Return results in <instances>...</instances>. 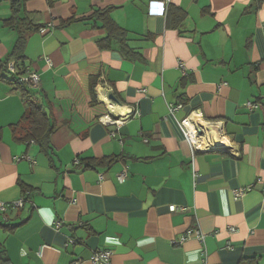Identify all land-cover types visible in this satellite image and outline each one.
Wrapping results in <instances>:
<instances>
[{"label":"crops","instance_id":"crops-1","mask_svg":"<svg viewBox=\"0 0 264 264\" xmlns=\"http://www.w3.org/2000/svg\"><path fill=\"white\" fill-rule=\"evenodd\" d=\"M24 7L41 25L23 50L25 71L39 84L24 96L0 79V205L24 198L7 208L6 221L0 213L7 259L0 264H93L95 250L110 251L107 264L263 262L264 1L26 0ZM104 9L136 57L114 39L112 48L98 47L107 32L93 13ZM10 16V0H0V60L17 38L4 22ZM30 102L48 116L47 151L23 139ZM103 116L126 119L104 124ZM184 119L217 127L224 148L193 150ZM236 188H244L239 197ZM193 229L201 240L180 241Z\"/></svg>","mask_w":264,"mask_h":264},{"label":"trees","instance_id":"trees-1","mask_svg":"<svg viewBox=\"0 0 264 264\" xmlns=\"http://www.w3.org/2000/svg\"><path fill=\"white\" fill-rule=\"evenodd\" d=\"M261 3L264 0H257ZM26 0H10L11 4V16L4 20V22L17 30V38L11 47L7 56L0 60V79H3L16 87L24 96L29 95L31 90L24 82L18 80V75L25 72L24 55L23 50L26 45L27 37L31 31L38 30L41 25L35 24L29 18V14L25 10L24 4ZM109 10H96L93 16L100 19L103 23V27L106 30V36L96 41L100 49H110L111 41L114 39L117 41L119 50L130 58H134L137 52L127 45V32L115 24L109 17ZM181 15V14H180ZM182 16V15H181ZM180 16V17H181ZM10 61L15 62L17 69L16 74H11L7 69V63ZM10 74L11 77H6L5 74ZM22 122L26 124L24 140H33L38 143L39 147L43 151H47L49 148V137L51 133V125L48 121V116L44 112L43 106L38 102H30L29 109L22 116ZM84 167L90 166L88 163L83 164ZM1 225V222H0ZM16 225L8 226L9 230H13ZM5 252L3 248H0V262H6ZM237 264H259L254 257L241 258Z\"/></svg>","mask_w":264,"mask_h":264},{"label":"built area","instance_id":"built-area-1","mask_svg":"<svg viewBox=\"0 0 264 264\" xmlns=\"http://www.w3.org/2000/svg\"><path fill=\"white\" fill-rule=\"evenodd\" d=\"M164 11V5L163 2H159V12L162 13ZM180 66L183 67V64L180 63ZM7 69L11 74H16L17 69L15 67V62L10 61L7 63ZM18 80L20 82H24L31 90H35L38 87L39 84V76L36 72L28 71L26 70L23 74L18 75ZM249 109H254L256 108V104L254 103H248L247 104ZM179 108V105H176L171 108V110H175ZM127 115H130V113L125 114L124 117H128ZM126 119V118H125ZM125 119H117V120H112L109 116H103L100 118V121H102L104 124L107 123H115L117 125H121ZM187 119H184L180 122V127L182 130V133L184 137L188 140L191 148L195 151H208V150H215L218 148H224V146H215L213 143V135L209 132V130L202 125L196 124L194 122H190L192 124V127L190 128L189 124L187 123ZM205 140L207 145L203 148H200L197 146L196 142H199L201 140ZM26 158L29 159V157L26 156ZM21 157H16V160H20ZM74 163H78L77 160H75ZM126 169L124 168L119 174H118V179L123 180L126 176ZM244 193V188H236L233 190V195L234 197H239ZM24 203V198H20L18 201L13 202L12 204H1L0 205V213L3 214L2 220L6 221V217L4 216L5 211L7 210L8 207H14L18 208L21 207ZM182 207H177L175 205H170L169 210L170 211H175V210H182ZM61 223L59 221L55 222L56 228L60 227ZM228 231L233 232L234 228L230 227L228 228ZM194 234L197 239L201 240L202 234L199 232L197 229L193 230H188L184 236L180 238V241H183L187 236ZM70 243H73V240H69ZM110 256V251L108 250H95L92 253L91 256V262L93 264H107ZM78 262H72L71 264H77Z\"/></svg>","mask_w":264,"mask_h":264},{"label":"water","instance_id":"water-1","mask_svg":"<svg viewBox=\"0 0 264 264\" xmlns=\"http://www.w3.org/2000/svg\"><path fill=\"white\" fill-rule=\"evenodd\" d=\"M109 97H110V99H112V100H116V98H115L113 95H110ZM208 130H209V132L213 135V143H214V145H215V146H220L221 144H218V143L215 141V137H216V135H217L218 137H220V134H219V132H218V128L215 127V126H210V127H208Z\"/></svg>","mask_w":264,"mask_h":264},{"label":"bare ground","instance_id":"bare-ground-1","mask_svg":"<svg viewBox=\"0 0 264 264\" xmlns=\"http://www.w3.org/2000/svg\"><path fill=\"white\" fill-rule=\"evenodd\" d=\"M188 122H189V121H188ZM188 122H187V123H188ZM189 126H190V125H189ZM202 126L208 129V127H210L211 125H209V126H207V125H202ZM190 128H191V126H190ZM215 141H216L218 144H220L217 135H216V137H215ZM204 143H205V145H204ZM196 144H197V146H199L200 148H203V147H205V146L207 145L206 141L203 140V139H202L201 141H199V142H196Z\"/></svg>","mask_w":264,"mask_h":264},{"label":"rangeland","instance_id":"rangeland-1","mask_svg":"<svg viewBox=\"0 0 264 264\" xmlns=\"http://www.w3.org/2000/svg\"><path fill=\"white\" fill-rule=\"evenodd\" d=\"M259 264H264V261L263 262H260Z\"/></svg>","mask_w":264,"mask_h":264}]
</instances>
